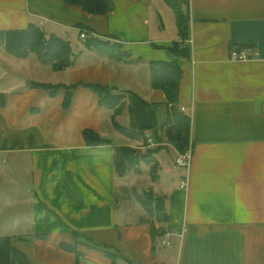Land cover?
<instances>
[{
    "label": "crops",
    "instance_id": "0c3cea01",
    "mask_svg": "<svg viewBox=\"0 0 264 264\" xmlns=\"http://www.w3.org/2000/svg\"><path fill=\"white\" fill-rule=\"evenodd\" d=\"M113 1L101 15L65 0H0V30L37 24L80 52L74 65L55 70L34 54L0 50V235L33 264H264V0H180L192 40L190 56L175 59L183 70L179 107L192 123L187 190V170L175 164L180 152L161 129L167 96L150 81V63L174 60L168 49L182 42L174 10L166 0ZM81 29L119 39L133 62L87 49ZM251 45L255 58L231 60L233 49ZM95 85L125 93L120 125L157 127L140 140L121 134ZM87 129L107 142L89 145ZM148 135L162 147L159 170L155 180L148 164L131 171L149 176L139 188L126 181L130 173L118 175L114 151L145 152ZM145 191L164 199L167 222L149 216L138 200ZM171 229L183 238L164 247L161 235ZM76 235L110 247L115 263L82 238L78 257L67 248Z\"/></svg>",
    "mask_w": 264,
    "mask_h": 264
},
{
    "label": "trees",
    "instance_id": "16d2710c",
    "mask_svg": "<svg viewBox=\"0 0 264 264\" xmlns=\"http://www.w3.org/2000/svg\"><path fill=\"white\" fill-rule=\"evenodd\" d=\"M70 5L80 6L90 14H109L114 7L113 0H65ZM167 4L174 10L179 35L182 42L174 43L168 50L172 54V61H152L149 65L151 72V86L161 89L167 96L166 119L162 123L161 129L166 138L175 145L179 152H183L190 146L191 119L179 109L180 103V83L183 74L182 66L175 60L180 57H189L190 47L186 40L190 37V23L188 14L182 9L180 0H166ZM114 39V40H112ZM101 39L93 37L83 39L87 49L95 50L97 53L106 56L117 62H133V55L125 48L123 42L117 38ZM0 47H4L7 53L18 58H25L29 54H34L44 65H50L55 70H66L67 67L74 65L80 52H76L71 42L55 34L47 35L42 27L30 23L26 28L0 30ZM44 86L52 89L53 85L33 83L32 87ZM100 97L101 105L114 111L113 123L116 129L130 139L140 140L144 137L146 130H154L153 126L139 127L133 130L128 126L120 125L116 118L124 110L126 96L115 93L109 87L101 85L92 86ZM68 98L67 101L68 102ZM84 138L91 146L106 143L107 140L93 132L84 131ZM148 146L147 142H145ZM160 145L149 146L145 152L137 151L130 146H118L114 151V165L118 175L126 176L131 171H140L141 164L145 163L151 167V177L155 180L159 163L155 156ZM138 200L147 210L149 216L156 222L165 223L168 220V212L165 208L164 199L154 195L152 191H145L138 195ZM80 238L85 244L98 250H102L115 263L117 254L111 251L108 246L97 245L93 240L76 235V247L67 246L70 250H75L79 257L80 252L76 249L80 243ZM0 264H33L28 256L15 246L13 239L9 236L0 235Z\"/></svg>",
    "mask_w": 264,
    "mask_h": 264
},
{
    "label": "built area",
    "instance_id": "2783aa9c",
    "mask_svg": "<svg viewBox=\"0 0 264 264\" xmlns=\"http://www.w3.org/2000/svg\"><path fill=\"white\" fill-rule=\"evenodd\" d=\"M93 36V35H92ZM89 37L88 31L85 29H81L80 31V38L81 39H86ZM94 37V36H93ZM188 43L191 44L192 40L189 39ZM258 55L257 49L254 46H241L237 47L236 49H233L231 53V60L233 62L237 61H250L253 58H255ZM179 109L183 112L187 110L185 107H179ZM148 138V143L150 146L156 145L154 139L151 136H147ZM193 154L194 152L192 151L191 146H189L186 150L183 152H180L175 160L176 166H179L181 168H185L187 170V174L184 176L183 180L180 183V189L181 190H187L190 185V180H189V174L191 170V164L193 160ZM173 236H178L180 238H183V233H176L175 231L171 230H166L162 235V244L164 247H171L172 246V237Z\"/></svg>",
    "mask_w": 264,
    "mask_h": 264
},
{
    "label": "rangeland",
    "instance_id": "374dc122",
    "mask_svg": "<svg viewBox=\"0 0 264 264\" xmlns=\"http://www.w3.org/2000/svg\"><path fill=\"white\" fill-rule=\"evenodd\" d=\"M77 42H78V43H77ZM76 44H79V45H80V44H81V40L76 39V41H75V45H76ZM0 50H5V48H4V47H0ZM157 138H158L159 142L161 141V143H163V142L166 141L162 134H161V135H158ZM159 148H162V147L159 146ZM163 148H164V146H163ZM135 150L139 151L138 149H135ZM169 155H170V157H171V154H169L168 152H165V151H164L163 156H167V157H169ZM172 155H173V154H172ZM172 157H173V156H172ZM145 169H146V168L144 167V170H145ZM128 174H129V173H128ZM126 181H128V182H130V183H133V184L136 183V185H138L139 188L145 186L146 184H148V183L150 182V181H149V176H148V174H147L146 171H143V172H141L140 174L130 173V174L127 176V178H126ZM0 187H1V186H0Z\"/></svg>",
    "mask_w": 264,
    "mask_h": 264
}]
</instances>
